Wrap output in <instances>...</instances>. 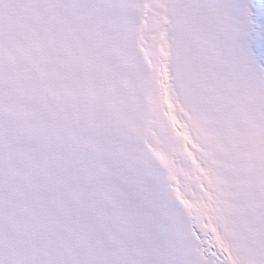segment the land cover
<instances>
[{
    "label": "snow or ice",
    "instance_id": "1",
    "mask_svg": "<svg viewBox=\"0 0 264 264\" xmlns=\"http://www.w3.org/2000/svg\"><path fill=\"white\" fill-rule=\"evenodd\" d=\"M0 264H264V0H0Z\"/></svg>",
    "mask_w": 264,
    "mask_h": 264
}]
</instances>
